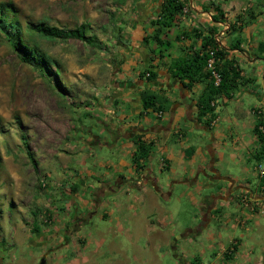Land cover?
Wrapping results in <instances>:
<instances>
[{
    "label": "crops",
    "instance_id": "crops-1",
    "mask_svg": "<svg viewBox=\"0 0 264 264\" xmlns=\"http://www.w3.org/2000/svg\"><path fill=\"white\" fill-rule=\"evenodd\" d=\"M179 1L184 5L183 13L176 15L165 30L151 25L165 0L128 3L135 5L136 12L127 15L128 25L124 24L119 33L118 59L105 92L104 113L96 116L109 129L98 145L115 140L125 161L120 158L115 166L101 164L112 171V176L88 172L82 178L85 192H90V203L82 205L95 213L105 208L99 217L109 220L110 230L118 228L133 246L132 264L153 263L159 255L163 258L168 254L165 248L171 249L174 264H204L207 258L209 264H264V257L255 255V249L249 246L250 242L260 246L264 255V237L239 239V235L249 232V222L259 226L257 220L264 218L259 212L264 211V187L253 181L257 164L264 159H256L259 142L254 134L258 120L264 123V0ZM206 38H212L225 51L242 79L229 96L221 95L212 102L213 113L200 117L198 101L207 80L200 79L188 89L172 76L169 65L179 57L199 52ZM146 71L155 74L153 80L148 81L146 75L140 77ZM145 89L164 95L171 103L170 110L161 114L144 111L139 93ZM231 103L233 111L220 118L217 107ZM221 120L225 125H219ZM248 130L251 136L246 135ZM195 131L203 133L202 142L188 144ZM139 139L152 145L149 156L139 161L140 169L132 163ZM191 149L192 154L187 156L186 151ZM154 154L159 158L152 160ZM252 158L253 171L248 165ZM232 164L237 166L236 171L230 167ZM122 170L132 176L126 178ZM163 171L167 174V199L162 178H158ZM172 198L174 205L163 208V201L171 203ZM72 199L73 206L66 207H76L80 195ZM182 199L193 205L192 217L185 219L183 208H174ZM130 211L139 219L137 225L126 223ZM115 213L124 223H111ZM156 214L155 221L148 219ZM61 221L56 224L59 234L66 227ZM142 238L144 246L138 244ZM92 241L98 249L102 247L100 242ZM53 242L60 247L65 244L58 238ZM76 242L72 238L66 242L76 252L70 264H83L76 259L84 254L78 251ZM119 254L125 260L109 264H126L125 250H119ZM47 255L48 251L42 258Z\"/></svg>",
    "mask_w": 264,
    "mask_h": 264
},
{
    "label": "rangeland",
    "instance_id": "rangeland-1",
    "mask_svg": "<svg viewBox=\"0 0 264 264\" xmlns=\"http://www.w3.org/2000/svg\"><path fill=\"white\" fill-rule=\"evenodd\" d=\"M130 1L0 0L14 5L24 30L41 23L65 29L85 25L87 36L94 41L93 45L77 40L41 42L40 47L58 62L59 68L56 74V67L50 66L43 74L35 61L22 62L0 31V264H70L76 257L74 247L66 245L71 238L77 240L78 251L84 253L76 258L79 263L117 262L122 259L119 250H125L126 264L134 261L133 246L125 235L118 228L110 230V221L99 217L105 208L95 213L82 205L90 203V192H85L82 178L88 172L112 176V171L101 164L109 162L115 166L120 158L125 161L115 140L98 145L100 139L108 136L109 129L96 116L104 113L105 92L118 59L119 33L124 24L128 25L127 15L136 12L135 5L128 4ZM231 104L217 107L220 118L233 111ZM219 125H225L224 120ZM246 132L252 135L250 130ZM195 134L188 137V144L202 142L203 133ZM223 135L228 136L226 132ZM158 158L154 154L152 160ZM127 162L131 164L130 160ZM248 165L253 171L255 159ZM230 167L237 170L236 165ZM121 175L132 176L127 170H122ZM166 177V171L158 174L167 199ZM253 181L264 185L256 170ZM76 194L80 195L76 201L78 210L66 207L72 205ZM173 202V198L171 203L163 201L162 206L170 208ZM174 208H183L185 219L193 216L194 207L187 199ZM259 212L264 214L263 210ZM134 213L130 211L126 223L138 224ZM157 217L156 214L148 219L155 221ZM119 218L115 213L111 223H124ZM60 221L66 226L62 234L56 225ZM257 221L259 226L253 221L246 225L250 230L245 236L239 235L240 240L253 235L264 237V218ZM57 238L65 244L57 246L53 242ZM92 239L102 247L98 249ZM138 242L144 246L145 240ZM249 246L255 249V255L264 257L260 246H253L252 242ZM164 251L168 254L163 258L159 255L160 259L150 264H174L171 249ZM210 261L207 258L203 263Z\"/></svg>",
    "mask_w": 264,
    "mask_h": 264
},
{
    "label": "trees",
    "instance_id": "trees-1",
    "mask_svg": "<svg viewBox=\"0 0 264 264\" xmlns=\"http://www.w3.org/2000/svg\"><path fill=\"white\" fill-rule=\"evenodd\" d=\"M183 8L184 5L179 0H165L159 17L152 21L151 25L156 26L159 30H165L173 24L176 15L183 13ZM0 31L4 33L11 48L21 61L24 63L35 61L43 74L49 71L50 66L56 67V74L59 73V68L58 62L40 47L41 42L77 40L86 45H93L94 43L93 38L87 36L85 25H80L74 29H65L41 23L24 30L14 5L5 2H0ZM157 37L155 35V38ZM211 59L213 62L211 66H208ZM169 70L172 76L179 79L180 83L188 89L200 79L207 80L198 101L200 117L213 113L212 102L221 95L229 96L230 91L237 88L242 79L238 67L232 61L227 60L225 51L219 48L212 38H206L199 52L172 61ZM214 74L219 78L217 83ZM143 75H146L148 81L155 77L151 71H146L140 77ZM56 87H58L57 83ZM139 97L144 111L150 109L159 113L170 110V101L157 91L145 89L139 93ZM260 127L264 128V123L258 120L254 129V134L259 142L257 160L264 156V131H261ZM151 149L152 145H147L139 139L137 150L132 157V163L136 168H141L139 161L148 157ZM192 152V149L187 150L186 155L190 156ZM30 158L32 159L31 156ZM94 200H98V195L94 197Z\"/></svg>",
    "mask_w": 264,
    "mask_h": 264
},
{
    "label": "built area",
    "instance_id": "built-area-1",
    "mask_svg": "<svg viewBox=\"0 0 264 264\" xmlns=\"http://www.w3.org/2000/svg\"><path fill=\"white\" fill-rule=\"evenodd\" d=\"M211 55H212V53H211ZM212 62H213V59L209 60L208 66H211ZM214 77H215L216 83H217L219 81V78L216 74H214ZM159 114H161V112H159ZM260 130L264 131L263 127H260ZM256 168H257V171H258V174H259L261 180L264 181V159L262 160L261 163L257 164Z\"/></svg>",
    "mask_w": 264,
    "mask_h": 264
}]
</instances>
